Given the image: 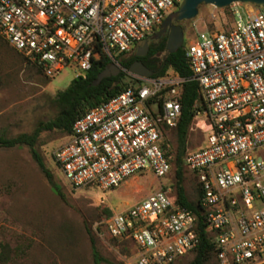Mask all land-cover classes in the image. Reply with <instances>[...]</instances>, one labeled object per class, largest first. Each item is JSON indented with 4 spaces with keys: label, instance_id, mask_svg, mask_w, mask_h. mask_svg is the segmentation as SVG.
I'll list each match as a JSON object with an SVG mask.
<instances>
[{
    "label": "built area",
    "instance_id": "1",
    "mask_svg": "<svg viewBox=\"0 0 264 264\" xmlns=\"http://www.w3.org/2000/svg\"><path fill=\"white\" fill-rule=\"evenodd\" d=\"M182 2L0 0V38L49 79L65 68L73 69V79L84 77L101 61L119 67L128 87L80 116L53 160L73 189L112 190L146 173L163 179L143 200L96 225L132 243L134 264H175L199 246L200 219L178 202L170 160L183 85L196 82L191 128L201 140L186 152L183 170L195 183L200 221L218 264L261 263L264 6L233 3L224 26L191 40L184 47L188 78L172 68L140 76L119 63Z\"/></svg>",
    "mask_w": 264,
    "mask_h": 264
},
{
    "label": "rangeland",
    "instance_id": "2",
    "mask_svg": "<svg viewBox=\"0 0 264 264\" xmlns=\"http://www.w3.org/2000/svg\"><path fill=\"white\" fill-rule=\"evenodd\" d=\"M226 9L199 6L194 19L179 23L182 46L205 28L224 26ZM73 75V69L65 68L49 79L0 40V137L31 133L39 122L55 117L59 111L55 95L68 87ZM187 134L188 150L197 148L201 137L195 126ZM65 137L48 131L40 136V153L62 197L52 191L28 148L0 147V244L8 246V261L0 264H95L89 235L103 259L100 264H134L132 243L111 239L96 231V225L107 212H119L143 200L163 179L146 173L112 190L73 189L53 160L55 151L67 142ZM172 140L176 147V137ZM183 187L187 200L196 203L195 183L185 171ZM193 259L191 253L175 264H190ZM207 264L218 262L212 257Z\"/></svg>",
    "mask_w": 264,
    "mask_h": 264
},
{
    "label": "trees",
    "instance_id": "3",
    "mask_svg": "<svg viewBox=\"0 0 264 264\" xmlns=\"http://www.w3.org/2000/svg\"><path fill=\"white\" fill-rule=\"evenodd\" d=\"M226 10H228V8ZM0 40L3 41L1 38ZM3 42L7 45L5 41ZM165 46L166 38H163L158 42H151L148 44V52L145 57H137L136 52H134L130 56L122 57L119 63L122 67L128 69L134 61L138 60L145 64L154 76L163 75L169 68H172L179 76L184 78H188V76L190 77L191 72L184 57V47L182 46L174 53L167 54ZM14 53L22 57L19 53ZM160 53L164 54L163 58L157 57ZM22 60H24L23 57ZM109 65V62L104 61L97 63L91 71L84 75V77L73 79L66 89L58 91L55 95L56 103L59 107L57 115L47 121L39 122L31 133H22L12 138L0 137V147L28 148L31 158L36 163L35 165L38 166L47 179L52 191L60 197H62L60 187L54 182L53 175L45 166L43 157L40 153V136L47 131L58 132L65 136L69 135L74 122L80 116L107 102L110 98L128 87V84L123 81L122 73L116 77L103 79L97 86L92 84L97 75ZM198 96L199 87L196 82L189 81L183 85L181 98L182 114L175 130L177 145L174 148L170 160L176 168L175 186L178 202L192 209L201 220L202 218L200 217L197 206L187 200L183 187V158L188 151L187 133H189L193 122V103ZM111 214L112 212H107V216H110ZM200 220V243L194 251V259L190 264H207L212 257L215 258L214 246L208 236L205 225ZM89 236L94 263L100 264L103 259L95 247L93 237L91 235ZM0 250V262L6 263L8 261V246L0 244Z\"/></svg>",
    "mask_w": 264,
    "mask_h": 264
},
{
    "label": "water",
    "instance_id": "4",
    "mask_svg": "<svg viewBox=\"0 0 264 264\" xmlns=\"http://www.w3.org/2000/svg\"><path fill=\"white\" fill-rule=\"evenodd\" d=\"M233 3L253 4L257 6H264V0H183L177 11L169 14L160 26V33L168 32L166 41V53H174L180 49L184 41L183 28L180 25H174L173 22L190 21L198 14V8L201 5L213 6L217 9H225ZM148 52V42H145L136 51V56H144ZM129 70L137 75L149 77L152 72L147 69L141 62H134ZM120 74V69L115 64H110L107 68L101 71L93 85L97 86L105 78L116 77Z\"/></svg>",
    "mask_w": 264,
    "mask_h": 264
},
{
    "label": "flooded vegetation",
    "instance_id": "5",
    "mask_svg": "<svg viewBox=\"0 0 264 264\" xmlns=\"http://www.w3.org/2000/svg\"><path fill=\"white\" fill-rule=\"evenodd\" d=\"M179 23L180 22H173L172 24H174V25H179ZM160 31H161V29L159 28L156 32L154 31V33L149 37V39L147 40V42H148V44L149 43H151V42H158V41H160V40H162L163 38H166V41H167V34H168V32H162V33H160ZM166 47V46H165ZM166 51V50H165ZM146 55V54H145ZM145 55L144 56H140V57H145ZM163 53H160V54H158L157 55V57L159 58V57H162L163 58ZM134 62H141V61H134ZM133 62V63H134ZM142 63V62H141ZM143 64V63H142ZM147 69H148V67L145 65V64H143Z\"/></svg>",
    "mask_w": 264,
    "mask_h": 264
}]
</instances>
